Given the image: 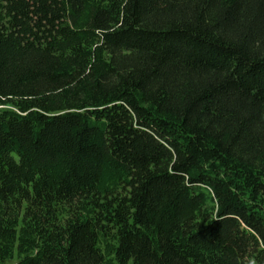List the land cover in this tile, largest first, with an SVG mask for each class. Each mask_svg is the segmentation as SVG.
I'll return each mask as SVG.
<instances>
[{
  "label": "trees",
  "instance_id": "16d2710c",
  "mask_svg": "<svg viewBox=\"0 0 264 264\" xmlns=\"http://www.w3.org/2000/svg\"><path fill=\"white\" fill-rule=\"evenodd\" d=\"M264 264V0H0V264Z\"/></svg>",
  "mask_w": 264,
  "mask_h": 264
},
{
  "label": "rangeland",
  "instance_id": "374dc122",
  "mask_svg": "<svg viewBox=\"0 0 264 264\" xmlns=\"http://www.w3.org/2000/svg\"><path fill=\"white\" fill-rule=\"evenodd\" d=\"M18 260L14 259L13 261H10L8 264H16Z\"/></svg>",
  "mask_w": 264,
  "mask_h": 264
}]
</instances>
